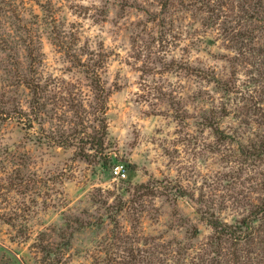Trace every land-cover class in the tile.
Returning a JSON list of instances; mask_svg holds the SVG:
<instances>
[{"label": "rangeland", "instance_id": "1", "mask_svg": "<svg viewBox=\"0 0 264 264\" xmlns=\"http://www.w3.org/2000/svg\"><path fill=\"white\" fill-rule=\"evenodd\" d=\"M0 264H264V0H0Z\"/></svg>", "mask_w": 264, "mask_h": 264}, {"label": "built area", "instance_id": "2", "mask_svg": "<svg viewBox=\"0 0 264 264\" xmlns=\"http://www.w3.org/2000/svg\"><path fill=\"white\" fill-rule=\"evenodd\" d=\"M113 174L117 177H124L126 175V169L123 164H116L112 168Z\"/></svg>", "mask_w": 264, "mask_h": 264}]
</instances>
